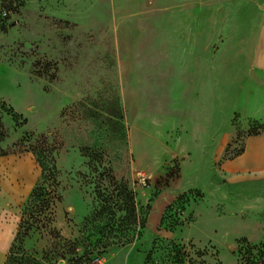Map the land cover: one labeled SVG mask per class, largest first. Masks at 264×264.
I'll return each instance as SVG.
<instances>
[{"label": "rangeland", "instance_id": "obj_1", "mask_svg": "<svg viewBox=\"0 0 264 264\" xmlns=\"http://www.w3.org/2000/svg\"><path fill=\"white\" fill-rule=\"evenodd\" d=\"M262 18L264 0H20L0 104L21 119L0 113V153L39 176L2 213L0 264H264V184L222 169L258 130L228 83Z\"/></svg>", "mask_w": 264, "mask_h": 264}, {"label": "crops", "instance_id": "obj_2", "mask_svg": "<svg viewBox=\"0 0 264 264\" xmlns=\"http://www.w3.org/2000/svg\"><path fill=\"white\" fill-rule=\"evenodd\" d=\"M255 30L252 57L247 62L248 76L236 80L234 83L227 82L231 89L234 88L240 97L242 96L243 100L240 103H242L243 108L246 107L248 126L252 122H264V18L257 21ZM219 148L223 149L221 145ZM242 148L241 154L222 162L223 171L233 174L238 180L246 178L244 174H248L247 177H250L252 182L264 184V132L255 136H247ZM218 152L219 149L213 159L214 161L219 158ZM7 162L9 165L3 167V164ZM33 167V158L28 154L21 157L0 156V174L5 172L10 175L13 168L21 170L24 184L20 188L16 177H10L11 180L6 179L5 182L0 180V221L4 215L2 213H10L14 210V205L19 202L20 194L28 193L36 182L39 172ZM13 238L14 228L7 224L0 225V255L10 248Z\"/></svg>", "mask_w": 264, "mask_h": 264}, {"label": "trees", "instance_id": "obj_3", "mask_svg": "<svg viewBox=\"0 0 264 264\" xmlns=\"http://www.w3.org/2000/svg\"><path fill=\"white\" fill-rule=\"evenodd\" d=\"M19 2H20V0H0V31H4L5 26L3 24V21L7 20L9 14L13 10H15V8H16L17 4H19ZM1 112H6L8 115H12V118H13V121L15 122V124L18 123L19 119H21V116L17 115L14 111H12V109L6 108L4 103L0 104V113ZM24 123H25V121L21 122V124H24ZM250 125L255 126V128H258V130L256 132L255 131L247 132L248 133L247 136H255V135H259L261 132H264V122L263 123L252 122V123H250ZM2 130H3V128H2L1 123H0V142L4 136ZM41 139H43V138H41ZM242 151L233 157L238 156L239 154L242 153ZM5 155H13V152L8 153V154H1L0 153V156H5ZM232 158H229L226 160H231ZM38 163L41 165L40 162H38ZM40 168L43 169L42 177L44 178L46 176L45 171L47 169H45V167L43 165L40 166ZM51 169H53L52 172H53V176H54L56 174V169L54 168V166ZM44 192H45L44 188H42L41 186H36L31 191V193L29 194V197H28L29 202H32L34 200L36 201V200L40 199L44 195ZM37 213H40V212L37 211ZM33 217L34 216H32V218ZM35 219H36V217L33 218V220H35ZM140 227H141V229H144V223H142V225H140Z\"/></svg>", "mask_w": 264, "mask_h": 264}]
</instances>
